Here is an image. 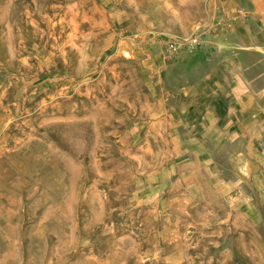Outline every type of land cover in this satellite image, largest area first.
<instances>
[{
  "label": "rangeland",
  "instance_id": "obj_1",
  "mask_svg": "<svg viewBox=\"0 0 264 264\" xmlns=\"http://www.w3.org/2000/svg\"><path fill=\"white\" fill-rule=\"evenodd\" d=\"M262 11L0 0V264H264V96L248 82L234 108L221 80L207 112L184 86L223 69L211 37L264 40Z\"/></svg>",
  "mask_w": 264,
  "mask_h": 264
},
{
  "label": "crops",
  "instance_id": "obj_2",
  "mask_svg": "<svg viewBox=\"0 0 264 264\" xmlns=\"http://www.w3.org/2000/svg\"><path fill=\"white\" fill-rule=\"evenodd\" d=\"M260 15H264V12L262 11ZM245 28L240 27L233 33L221 32L218 36L211 37L208 42L206 41L205 50L203 51L205 53V61H211L214 57L225 58L223 69L218 73H213L214 69L211 70V66L204 65L203 68L206 71L192 74L191 77L194 78V82L184 85L188 87V92L185 95L201 94L203 96L201 100L196 101V105L207 112L219 110L217 106L223 101L216 98L219 92L226 90V86L219 84L221 80L228 83L230 96H235L234 108L241 104L239 97L248 94V92H245L249 87L248 82H253L250 86L252 91L259 92L258 97L264 96V89H260L257 84L259 77H264V73L252 75L249 71V66L245 63V58L253 55H261L260 57L264 59V40H259L251 32L250 27L248 29ZM259 29L260 27H258ZM212 49L217 51L216 55ZM256 51H260L262 54ZM255 87L256 90H253ZM206 91L209 93H206ZM192 99L194 97L186 100L189 102Z\"/></svg>",
  "mask_w": 264,
  "mask_h": 264
},
{
  "label": "built area",
  "instance_id": "obj_3",
  "mask_svg": "<svg viewBox=\"0 0 264 264\" xmlns=\"http://www.w3.org/2000/svg\"><path fill=\"white\" fill-rule=\"evenodd\" d=\"M199 45H203L202 41L199 38H194V39L187 41L182 46L184 47V50H193ZM177 49H178L177 44L171 43L169 50L173 51V50H177Z\"/></svg>",
  "mask_w": 264,
  "mask_h": 264
}]
</instances>
